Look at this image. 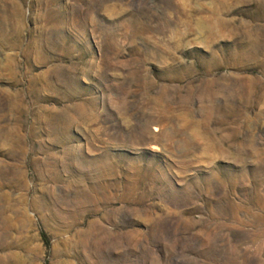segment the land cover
Masks as SVG:
<instances>
[{"label": "rangeland", "instance_id": "1", "mask_svg": "<svg viewBox=\"0 0 264 264\" xmlns=\"http://www.w3.org/2000/svg\"><path fill=\"white\" fill-rule=\"evenodd\" d=\"M0 264H264V0H0Z\"/></svg>", "mask_w": 264, "mask_h": 264}, {"label": "trees", "instance_id": "2", "mask_svg": "<svg viewBox=\"0 0 264 264\" xmlns=\"http://www.w3.org/2000/svg\"><path fill=\"white\" fill-rule=\"evenodd\" d=\"M41 236H42V239H43L45 245H46V246H49V245H50V242H49V239H48L47 234H46L45 232H42V233H41Z\"/></svg>", "mask_w": 264, "mask_h": 264}]
</instances>
